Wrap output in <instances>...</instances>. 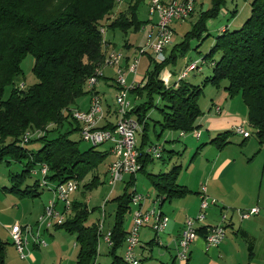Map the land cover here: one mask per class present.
<instances>
[{
	"label": "trees",
	"instance_id": "trees-1",
	"mask_svg": "<svg viewBox=\"0 0 264 264\" xmlns=\"http://www.w3.org/2000/svg\"><path fill=\"white\" fill-rule=\"evenodd\" d=\"M145 1L0 0V163H8L6 160L11 159L23 165L20 175L10 174L9 193L27 199L38 196L34 194L40 188L38 180L33 186H22L32 176L31 172L41 165L48 168L45 179L50 184L75 180L80 185L91 176L84 189L89 191L100 185L96 172L107 154L91 146L80 151V124L73 119L72 111L80 98L92 93L98 95L94 89L88 90L87 81L104 60V34L110 31L124 35L138 32L143 25L138 18V9ZM225 2L212 0V8L200 14L181 43L171 47L163 63L150 61L151 69L143 87L130 90L143 101L128 113L141 126L139 133H144L147 116L152 110L162 116V122L158 123L162 132H193L202 115L199 99L204 88L219 89L226 83L224 88L229 98L241 95L247 110L248 127L260 144L264 142V0H253L249 4L250 16L240 29H226L214 37L208 54L198 59L200 69L203 64L212 68L211 75L200 85L184 79H178L176 84H165L160 75L168 65H175L178 59L186 56L192 42L201 46L210 37L206 22L217 17ZM28 55L34 60L33 73L37 82L28 88L22 84L20 88L23 77L20 66ZM6 87H11L12 93L4 101L2 94ZM38 132L41 136L26 143H40L38 151L33 153L24 148V137L27 133ZM73 134L79 135V142L70 139ZM234 135L232 131L224 132L211 144L220 149ZM137 151L140 164L137 173L145 174L146 166L152 161L144 158L140 148L137 147ZM179 169L174 167L170 173L155 176L147 174L160 212L165 201L189 194L177 184ZM131 178L124 193L114 200L116 210L109 231V264H126L117 250L123 247L126 239L124 223L135 194L132 190L134 176ZM90 213L86 203L73 200L71 214L61 226H57L75 235L78 247L76 264H97L101 234L98 224L84 225ZM197 233L204 236L207 228L197 229ZM4 253L5 244L0 241V264H5Z\"/></svg>",
	"mask_w": 264,
	"mask_h": 264
},
{
	"label": "crops",
	"instance_id": "crops-1",
	"mask_svg": "<svg viewBox=\"0 0 264 264\" xmlns=\"http://www.w3.org/2000/svg\"><path fill=\"white\" fill-rule=\"evenodd\" d=\"M252 1L253 0L226 1L225 5H222L220 8L217 17L206 22L207 33L211 36V33L218 35L226 29L229 31L240 29L247 20L246 18L250 16L249 4H251ZM148 4L149 0H146L143 4L144 8L142 14H140V12L138 13V18L140 22L143 23L138 33L140 36H143L145 42L150 37V35H154V25L156 23L155 21H157L156 16L150 17L148 15ZM211 6L212 0H196L190 18L196 16V22L200 14L210 10L212 8ZM175 25H178V23L175 22L171 24L173 33ZM105 42L106 44L102 51L105 53V55L111 51L122 54L123 61L121 62V65L124 68H127L135 59L137 56L136 51L138 48H140L133 47V45H131L128 41H124L122 46L123 51L121 52L116 50L117 48L112 42L106 39ZM176 44L178 43H175V37H173V43L167 48V53H169L172 49L171 47ZM134 48L135 50L133 51ZM145 55L148 57V64L145 74L142 75V70H144L145 67L144 64L142 65L141 59H139L137 62L138 65L135 69V72H130L127 74V84L129 86H133V89L136 87H143L146 82V74L151 69L150 61H152V58L147 51L145 52ZM191 62H196V60H189V62L184 67H182V71H176V69H174L176 66L175 64L171 65L174 67L173 71L168 72L167 68L170 66L168 65L165 68V71H167L166 75H169L168 83L176 84L180 74H182L183 70ZM201 70L198 72L196 71V73L203 74L202 72H204V68L202 67ZM211 72L212 68L209 67L208 74L203 76V80L205 77H208V75L210 76ZM115 76L116 74L114 67H103L102 76L99 78V80H97V83L94 87V91L97 92L101 98L103 110V119L99 122L98 128L109 129L114 127L116 123L117 112L115 103L109 104L108 100L106 99V92H110V88L115 89V94L116 91L118 92L119 87L115 82ZM196 79V84L200 85L202 83V79L195 78V80ZM224 87L226 86L223 85L221 89L216 88L215 91L209 90L207 92L208 94H204V96L209 98V103L207 102V104H204L203 108H201L199 105L202 115L198 120V128L196 129V131L198 130L200 134L198 139L193 133L192 137L188 138L187 133L181 134L179 132L169 131L162 132L158 125V123L162 122V116L157 110H152L149 112L145 122L146 128L144 133H139L137 135L140 137V139H137V147L143 152L144 158L147 157L149 162L152 161V163L150 162L146 166L144 174L145 177L148 179L147 174L155 176L159 174L170 173L172 168L180 167L177 176V184L189 191V194L185 197L164 202L163 207L167 204L170 207L169 210H171V214L164 212L163 208L161 207L162 214L168 218V223L162 234L156 235L154 233L151 228V221L140 230L138 234L139 245L136 247L140 264H143V259H154L152 257L154 249L153 246H156L155 248H157V255L155 257L156 260L154 261L160 264H176L178 262L175 258V241L180 234L186 218H194L198 214L201 194L200 192H202L203 188L205 189L204 193H206L208 197L216 200L217 203L214 206H210L206 210L205 218H203L204 220L196 223L195 226L197 229L213 226L215 227V225L220 223L221 216L225 215V238L218 247L215 246V248L211 249L208 253H205L204 251V242L202 238L197 239L192 245H190L191 247L189 249L188 260L185 264H264V142L260 144L258 140L251 141V137L244 139L242 136L236 135L240 138V140H234V138H232L233 136H231L228 138V144L220 149L211 144L212 140H214L218 135L224 132L232 131V128L235 125H242L244 127V124L246 123V121L242 119L243 117L241 113L238 114L235 112L233 106H231V101L228 99V95ZM90 97L91 95H86L77 100L76 109L80 111H87L90 105ZM127 99L130 101L132 108L143 103L141 99H138L132 95L130 91L127 93ZM154 111L158 113L157 116L156 114L152 113ZM250 130L252 131V129ZM251 131L250 134L254 137L255 135L253 131ZM192 138L194 140H192ZM195 140L198 142L197 144L201 145L200 149H198L196 146L197 144ZM187 143L191 145L190 149L196 146V152L194 153L191 162L201 155L206 156L207 159L206 163L202 164V166H200L201 164L199 162V166L197 168L192 165L195 168L190 166V168L184 172L182 164L179 162V158L187 150ZM105 144L108 146L107 149L99 150V146L97 150L101 153H104L105 155L107 154V156L111 155V157H113L110 152L111 144ZM150 146H159L161 148V157L158 159L159 164H156L151 155L147 153V149ZM239 150L241 152H238ZM113 160L114 159H112L110 164L113 162ZM182 172L184 173L182 174ZM128 176L130 181L132 178L130 175ZM135 180L136 175L134 176V181ZM123 181L124 178L122 182ZM204 183H206V185H204ZM3 190H5V193H9L7 188H4ZM45 191L47 190L40 187L38 188V191L34 193L38 194V196L28 198L32 200L33 210L29 212L26 210L23 211V213H25L27 216V223L21 227L31 226L33 228L37 226V229L40 231L41 238L46 242V246L35 247L31 243L28 246V256L25 259L20 258L15 247L10 241L8 231L9 228L14 225V223L4 221L3 218V226L0 227V241L5 244L4 254L6 255L7 264L14 262L15 256L13 253H17L19 259L22 262L36 264L38 258L35 257L36 254L34 251L41 248L48 250L47 248L50 247V251L48 250V252H52L53 248L55 247L53 243L48 246L46 237L48 236L49 239H52L51 241H53L56 239V237L63 236L61 233L64 230L59 229L56 225L46 229L44 226H39L38 224V218L42 215L45 205L52 198V193L47 191L48 196L42 199V194ZM9 194L13 195L11 193ZM155 194L151 203V210L153 209L152 207L156 206ZM73 195L70 197L72 201L76 200ZM36 198L40 200V204L38 206H35V202L33 200ZM150 198L151 195L147 194L145 200L141 203L140 209L142 212H148L146 211V200ZM14 204H16V209L20 210L21 202H18L17 200V202ZM254 208L258 209L257 214H252L247 218H241V214L249 213V211ZM5 210L6 208H4L3 205V213ZM131 224L132 214L129 221L126 224L124 223V229L127 233L131 228ZM112 225L107 229L105 234H102L101 231L100 236V240H102L104 243V250L107 252V254L109 252V247L107 246L103 237L109 233ZM33 231L35 230L33 229ZM63 233H65V231ZM157 241H159V243ZM74 247H77V245L74 244ZM124 248L125 241L123 243V247H121L123 254L125 250ZM123 254H120L119 256L123 257ZM144 254H146V256ZM148 254L149 257L147 256Z\"/></svg>",
	"mask_w": 264,
	"mask_h": 264
},
{
	"label": "built area",
	"instance_id": "built-area-1",
	"mask_svg": "<svg viewBox=\"0 0 264 264\" xmlns=\"http://www.w3.org/2000/svg\"><path fill=\"white\" fill-rule=\"evenodd\" d=\"M196 0H149L148 15L150 17L156 16L157 21L154 25V35H150L147 39L144 48H141L140 54H145L146 51L152 52V62L156 64L163 63L167 58V48L173 43V31L171 29L172 23H183L190 18L193 12ZM101 33H104L101 30ZM123 56L120 53L111 51L107 53L104 60L95 69L92 76L87 81L88 90H93L97 80L102 76L103 67L115 68V82L119 87L118 95L114 99L116 106L117 119L112 130L99 129L98 124L103 119V110L101 98L96 93H92L90 97V105L87 111L73 110L72 117L80 124V138L83 142L88 143L91 147H99L102 144H111V154L114 158L113 162L108 166V186L111 188L110 192L117 183L122 182L124 176H135L139 171L140 164L138 163L139 153L137 151V135L141 131V126L132 117L128 115L132 106L127 99V93L133 89L126 81V76L130 72H135L138 65V59H134L131 64L124 68L121 64ZM198 61L189 64L179 76V80L184 79L188 73L192 71H200L197 66ZM163 70L160 74L165 84L168 83L169 75ZM22 88V84L20 85ZM232 132L243 138H249L250 134L242 125H235ZM198 139L199 132L194 130L192 132ZM41 133H27L24 137L26 144L29 139L39 137ZM147 153L152 155L155 160L161 157V148L159 146H150ZM48 173V168L41 165L34 169L31 174L38 177L39 186L52 193V198L44 207L42 215L38 218L39 226H44L46 229L52 226H61L72 211V195L80 189V185L75 180H70L59 185H53L45 179ZM205 189L200 192V203L198 214L194 218H186L183 227L176 239V260L185 264L188 260L190 245L197 239L202 238L204 242V251L208 253L211 249L218 247L225 238L224 221L225 215L221 216V221L215 227H208L207 233L201 236L197 233L196 223L203 221L205 212L210 206L216 205L217 201L206 195ZM145 197L139 194H134L131 198V205L137 206V210L132 214V224L125 239V250L123 254V262L126 264H140L136 247L139 245V232L150 222L153 216L152 230L156 235L162 234L168 223V218L165 217L160 210L156 212L153 208L150 212H142L139 209ZM105 203L107 201H104ZM156 205V203H155ZM157 207V205H156ZM258 209L254 208L249 213L241 214V218H247L252 214H257ZM103 224V222H102ZM102 224L99 223L98 231L101 234ZM9 236L16 252L20 258L25 259L28 256V246L32 243L35 247H45L46 242L41 238L40 231L37 229L33 231L31 226L21 227L20 225H13L9 228ZM110 232L107 233L103 239L107 246L111 245ZM159 243V241H157Z\"/></svg>",
	"mask_w": 264,
	"mask_h": 264
},
{
	"label": "rangeland",
	"instance_id": "rangeland-1",
	"mask_svg": "<svg viewBox=\"0 0 264 264\" xmlns=\"http://www.w3.org/2000/svg\"><path fill=\"white\" fill-rule=\"evenodd\" d=\"M227 2L229 0H226ZM144 5H142L139 8V12L140 14H142ZM142 18V15H141ZM196 16H194L193 18H189L187 20H185L183 23H178V25L174 26V33L172 34L175 37V43H181L183 36L185 35V33H187L188 31H190L192 24L195 22ZM211 33V32H210ZM216 36V34L211 33V36L204 41L201 46H198L197 43L192 42L191 43V49L189 50V52L186 54V56L184 58H180L177 60L176 66L175 68L173 66H168V72L169 71H173V68L176 69V71L181 70L182 71V67H184L189 60H196L198 61L197 66H200V60H198L200 58V56H204L206 54H208L210 48L212 47L211 45H213V40L214 37ZM103 38H105L106 40L112 42L115 46H116V50L118 51H123V43L124 41H128L131 45H133V47H140L137 49V56L135 57V59H141V63L142 65L144 64V70H142V75L145 74V71L147 69V64H148V57L145 54H140L141 52V48H144L145 45V40L143 39V36H140V34L138 32L134 33V32H128V34L125 36L123 33L119 32V31H115V32H107ZM196 46H198V49L196 51ZM135 50V48L133 49V51ZM149 53V55L151 56V58H153L152 56V52L151 51H147ZM217 59V57H216ZM33 66H34V60L31 56H27L22 62H21V70H22V81L21 84L24 85L25 88L31 87L33 85L36 84L37 80H35V76L33 73ZM202 67L204 68V72H202L203 74H197L196 71L195 72H191L188 73L187 76L184 78L185 82H190L193 84L197 83V79L195 80V78L198 79H202L203 81V76L208 74V66L203 64ZM166 70V69H165ZM202 71V70H201ZM167 72V71H166ZM127 78V76H126ZM99 80V79H98ZM195 80V81H194ZM224 85H226V83H224ZM20 86V85H19ZM223 87V86H222ZM220 87V89L222 88ZM209 90L215 91L216 88L212 87V86H206L204 88L203 91V95H201L200 99H199V105L201 108H203L204 104H207V102L209 103V98L204 96V94H208L207 92ZM10 93H12V88L11 87H6L4 90V94L3 95V100L7 101L10 98ZM119 91H116L115 94V89L114 88H110V92H106V99L108 100L109 104H113L114 103V99L116 97V95H118ZM130 99V98H129ZM231 101V106H233V109L235 110V112H237L238 114L241 113L242 115V119L246 121V123L244 124V128L246 130H250V128L248 127V116H247V110L246 107L243 103L242 97L241 95H237L236 97L233 98H229ZM161 106V105H160ZM154 114H156L157 116V112H152ZM252 132V131H251ZM187 137L191 138L192 137V132L187 133ZM232 138H234V140H240V138L238 136H233ZM70 139L72 141H77L79 142L80 138L78 134H73L70 136ZM137 139H140L139 136H137ZM192 140H194L192 138ZM257 140V138L251 135V141ZM196 144L198 143L195 140ZM195 144V145H196ZM40 143L39 142H32L29 144H26V146L24 145V148L27 150H31L33 153H36L39 149ZM193 146V145H192ZM198 147V149L201 148V145L197 144L196 145ZM196 146H194V148L190 149L191 145L189 143H187V150L184 152V154L182 156H180L179 158V162L182 164L183 167V171L185 172V170L189 169L190 166L194 165L196 168L199 166V162H200V166H202V164L206 163V156L201 155L200 157L198 156L194 161L191 162V159L194 155V153L196 152ZM90 147V145L86 142L81 141L79 143V149L80 151H86L88 150ZM108 146L105 144L101 145L99 147V150H105L107 149ZM182 152V150H181ZM180 152V153H181ZM238 152H241L240 150ZM182 154V153H181ZM152 159L154 160V162L156 164H159L158 160H155L153 158V156L151 155ZM112 159H114L113 157H111V155L106 156L105 160H103V162L101 163V165L98 167V170L96 172V175L99 176V181H100V185L97 188H94L92 190H85L84 189V185L88 183V181H90L91 176H88L87 179L80 183L81 187L80 189L74 193V198L77 201L80 202H84L86 203L88 210L92 211L88 218L87 221L84 223L85 226H92L96 223V225L99 223L102 224V234H105L107 229L113 224L112 222L114 221V215H115V210H116V202L114 201L115 198H117L118 196L122 195L124 193V189L129 181V176L126 175L124 176V181L118 183L114 189H112V191L110 192L111 188L108 186V176H107V167L110 164V162L112 161ZM200 160V161H199ZM6 161H8V163L6 162H1L0 163V227L3 226V218L4 221H8L10 223H14V225H20L23 226L25 225L27 222V216L25 213H23L24 210L26 211H32L33 210V206H32V200L31 199H27V198H18L14 195H10L9 193H5L3 190L4 188H7V190L11 187L12 182H11V178H10V174L13 175H20L22 173V169H23V165L20 163H16L11 159H7ZM189 166V167H187ZM194 166H192V168H195ZM196 171V170H195ZM182 172V174L184 173ZM189 173V172H188ZM136 175V180L135 182V193L142 195L144 197L148 195H151V198L146 200L147 203V210L148 212L151 211L150 207L152 206V200L154 198V187L151 183L150 180H148L144 174L142 173H137ZM39 177V176H38ZM38 177L35 176H31L28 179H26L25 181V186H33L34 182L36 180H38ZM204 185H206V183H204ZM134 188H132V190H135ZM48 191V190H47ZM45 191L42 195V199L46 198L48 196V192L50 191ZM5 198V199H4ZM5 200V201H4ZM21 202L20 204V210L16 209V204H14L15 202ZM35 202V206H38L40 204V200L38 198L33 199ZM104 201H107L106 203ZM5 204H4V203ZM176 202V201H174ZM3 205L4 208H6V210L3 213ZM137 206H132L130 212L126 215V222L125 224L129 221L131 214H133L134 210H137ZM155 208L156 212L158 211V208L156 206L152 207ZM163 208V211L171 214V210L170 207L166 204ZM140 209V207H139ZM146 213V212H145ZM165 216V215H164ZM166 217V216H165ZM29 219V218H28ZM151 220V225L153 224V216H151L150 218ZM34 230L37 229V226L33 227ZM2 230V229H1ZM64 232V231H63ZM61 233L63 236L62 237H56L55 240L51 241L52 239H49V237L47 236L46 239L48 241V246H50L52 243L55 246L53 248L52 252H48V250L50 251V247H48L46 249H39L34 251V253L36 254L35 257L38 258L37 263L36 264H76V258L78 255V249L77 247H74V244H76L75 242V235H71L68 233ZM3 233V232H2ZM66 238V239H65ZM101 239V238H100ZM99 239V248L98 250V256L96 259V263L97 264H109L110 263V257L108 256L107 252H105V247L103 246V242L102 240ZM11 241V240H10ZM12 243V242H11ZM156 246H153V255L152 257L154 259H148V260H142L143 264H160L154 260L156 255H157V248H155ZM15 252V251H14ZM137 253V251H136ZM117 254H123V251L121 248H119L117 250ZM13 255L15 256V260L14 262H12L11 264H29V262H22L17 253H13ZM146 256V254H144ZM149 257V254L147 255ZM6 264H7V260L5 259ZM31 264V263H30ZM176 264H179V262H177Z\"/></svg>",
	"mask_w": 264,
	"mask_h": 264
}]
</instances>
